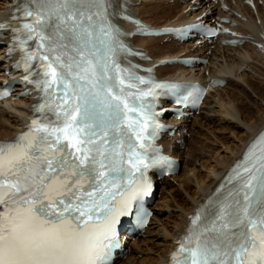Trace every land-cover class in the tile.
<instances>
[{
	"label": "snow or ice",
	"instance_id": "obj_1",
	"mask_svg": "<svg viewBox=\"0 0 264 264\" xmlns=\"http://www.w3.org/2000/svg\"><path fill=\"white\" fill-rule=\"evenodd\" d=\"M124 10L120 0L16 8L23 79L43 94L42 115L0 144V264H110L119 218L140 214L148 171L168 163L153 146L155 101L157 89L178 86L142 88L151 82L121 66L132 51L114 22ZM244 160L217 210L192 219L172 264H264V134Z\"/></svg>",
	"mask_w": 264,
	"mask_h": 264
},
{
	"label": "bare ground",
	"instance_id": "obj_2",
	"mask_svg": "<svg viewBox=\"0 0 264 264\" xmlns=\"http://www.w3.org/2000/svg\"><path fill=\"white\" fill-rule=\"evenodd\" d=\"M133 1H141L136 10L143 19L154 26L177 24L207 11L214 12L216 9L211 4H201L197 11L184 14L187 5H182L181 0H174L171 5L168 4L171 0ZM9 5L10 1L0 0V17L7 14ZM240 9L248 23L241 24L238 29L247 32L255 20L251 21V14L246 8L240 6ZM256 10L262 22L261 26L264 27V0L263 6H257ZM174 13V17L165 18V15ZM135 41L138 46L148 50L154 61L178 56L182 52L201 55L208 51L207 48L194 49L190 43L161 45L162 38ZM209 57V65L202 70L180 67L158 69L161 77H184L200 81L204 79V73L209 72L211 76L225 80L226 85L209 93L200 114L184 123L185 127H188L187 134L190 135L189 138L186 135L183 137L184 147L165 142L167 149L173 147L172 153L182 160V166L178 175L162 182L158 191L160 197L154 206L153 219L144 234L129 244L130 256L120 264L166 262L169 252L173 249L174 240L184 229L186 217L198 206L207 192L215 187L218 177L239 158L246 142L264 126V56L256 54L247 45L237 49L215 45ZM4 58L5 49H1L0 62ZM4 80L5 76L0 70V82ZM234 87L237 97L221 98V93H229ZM249 100L254 101L255 105L249 106ZM245 103L247 106H243ZM30 104L29 98L0 103V139H11L22 129L25 118L29 116L26 110ZM221 124L224 126L219 128ZM192 145H202L199 160L192 159L196 154V148L191 147ZM214 146L216 150H212Z\"/></svg>",
	"mask_w": 264,
	"mask_h": 264
},
{
	"label": "rangeland",
	"instance_id": "obj_3",
	"mask_svg": "<svg viewBox=\"0 0 264 264\" xmlns=\"http://www.w3.org/2000/svg\"><path fill=\"white\" fill-rule=\"evenodd\" d=\"M176 15V13H174V14H171V15H165V18H170V17H174ZM167 16V17H166ZM234 90V91H233ZM229 93H227V92H225L226 94H224V93H221V98L222 99H224V98H230V97H232V96H234V97H237V91H236V89H235V87L233 88V89H231L230 91H228ZM247 94V97L248 98H250V95L248 94V93H246ZM248 104H249V106H253V105H255V103H254V101H251V100H249L248 101ZM243 106H247V104L245 103ZM250 107V108H251ZM251 110H252V108H251ZM224 126V124H221V125H219V128H222ZM200 133H202V131L200 132ZM200 135H202V134H200ZM223 137V136H222ZM198 143H201V142H198ZM195 146V147H194ZM197 146V147H196ZM191 147H193V148H196V150L194 151L196 154H194V157L192 156V159H197V160H199L200 159V156H201V152H202V145H192ZM209 147V146H208ZM216 147L214 146V147H212V150H216L215 149ZM199 152V153H198Z\"/></svg>",
	"mask_w": 264,
	"mask_h": 264
}]
</instances>
